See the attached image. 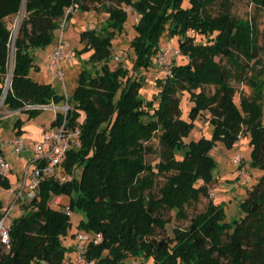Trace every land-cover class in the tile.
<instances>
[{
  "label": "trees",
  "instance_id": "obj_1",
  "mask_svg": "<svg viewBox=\"0 0 264 264\" xmlns=\"http://www.w3.org/2000/svg\"><path fill=\"white\" fill-rule=\"evenodd\" d=\"M111 1L114 5L107 8L99 29L79 32L83 47L78 53H90V67L79 72L69 98L50 83L28 76L36 68L30 50L56 40L68 6L77 4L85 12L89 2L100 7L101 0H0V99L10 80L3 107L21 110L30 119L40 107L66 103V114L57 111L51 128L65 119L68 129H80V146L66 152L54 176L41 180L33 199L16 202L21 212L10 221L9 241L0 242V264L73 263L64 245L71 227L69 213L52 205L65 195L68 209L84 214L71 237L75 239L78 231L88 234L84 256L95 264H124L128 257L151 264H264V174L246 190L237 219L226 222L225 204L211 199L202 212L189 218L185 212L186 206L208 196L216 165L210 151L217 142L232 148L241 135L248 136L250 167L264 172V97L256 91L252 68L258 62L252 23L231 14V0ZM250 1L264 9V0ZM122 5L138 16L129 44L134 72L157 62L163 36L178 41L184 61L170 56L171 75L160 71L164 76L157 78V106L139 95L141 79H133L122 65L109 66L112 38L122 33L127 19ZM213 5L219 6L216 15L209 12ZM16 17L13 33L8 20ZM233 78L246 80L252 90L249 95L240 93L238 103ZM185 92L193 103L192 117L208 112L212 138L184 142L192 126L180 116ZM22 124L20 119L14 123L16 136ZM154 138L163 150L152 166L146 155L152 152L149 142ZM182 147L177 158L174 152ZM160 173L167 176L155 195L152 188ZM61 176L71 181L60 182ZM0 187L10 188L7 176L0 178ZM7 211L0 200V218ZM171 212L187 220V226L174 227L170 236L164 214ZM97 236L101 242L95 244Z\"/></svg>",
  "mask_w": 264,
  "mask_h": 264
},
{
  "label": "rangeland",
  "instance_id": "obj_2",
  "mask_svg": "<svg viewBox=\"0 0 264 264\" xmlns=\"http://www.w3.org/2000/svg\"><path fill=\"white\" fill-rule=\"evenodd\" d=\"M89 10L82 12L78 11L73 14L66 22L65 27L58 32V36L61 33L63 40L69 45L74 53L71 62H61V69L63 73V78L60 81L59 78L52 76L49 71H47V63H44L45 55L42 53L43 50L31 49L30 55L34 59L36 68H31L28 72V76L39 83H50L57 92L66 91L69 98L72 96V92L77 84V77L79 72L83 67H90L86 62L90 55L89 52L78 53L82 49L83 45L79 42V32L81 30L87 29L88 25L94 27L92 29H99L103 25L107 14L105 13L108 7L114 5L111 0H101L100 7L96 2H89ZM97 6V8H95ZM127 14L126 22L123 26L122 33H116L112 38V56L109 61V66L114 68L118 65H122L128 70L130 76L134 79H141L143 85L140 88L139 95L144 99V101H154V105L157 106L158 99V85L157 78L163 77L164 75L158 69V64L156 61L153 62L152 67L149 69H140L137 72L132 70V58L134 57L132 50L129 48L130 40L134 37V22L138 18L134 10L129 7L121 6ZM230 12L237 18L242 20H248L252 23L254 28V37L257 46L258 62L252 66L254 72V78L258 81L256 91L262 93L264 97V9H260L251 3L250 0H231L230 2ZM219 11L218 5H213L209 8V12L212 15H216ZM9 27L12 29L13 33L16 32L18 17L8 20ZM56 36V40L57 37ZM198 39V38H197ZM56 40L49 46L45 48L46 51H50L56 43ZM161 48L160 50L169 49L173 51L178 49V41L176 38L169 39L168 36H163L160 40ZM115 52H122L119 58L114 57ZM172 59V58H171ZM178 61L183 62L184 60L179 58ZM218 60V59H216ZM224 63V61H222ZM38 66V67H37ZM236 77V76H235ZM4 84V88L6 86ZM231 85L236 89L237 94L234 97L236 103L239 101V94L245 93L247 95L251 94L252 90L245 80L243 82H238L237 79L233 78L231 80ZM3 101L0 100V149L4 150L6 160L9 162L12 173L9 174V180L11 181L10 188L5 190L0 187V200L2 201L3 209H10V214L7 217L6 224H9L15 215L20 214V207L18 203L13 204L12 196H9L8 192L13 190L17 184L16 176L22 177L23 166L26 162L27 149L30 148V143L32 140H37L42 134L43 130L50 129V123L54 119L55 112L62 111L55 110L53 107H48L43 109L34 117L27 119V115L22 112H17L11 114L3 107ZM66 105V103H62ZM193 106L192 101L189 99V93L185 92L180 99V109H181V119L188 121L192 124L188 134L183 138L185 143L190 141H196L200 138L210 139L212 138L213 126L208 120V112L202 111L195 117H192L190 112ZM60 108V106L58 107ZM262 108H264V99H262ZM11 114V115H9ZM22 120V129L24 130L23 139L26 144L25 151L19 155H15L10 145H8V140L13 134L14 123L18 120ZM152 147V152L146 155V162L154 166L162 153V146L159 144L158 139L154 138L149 142ZM185 148H177L174 152L177 158L181 157ZM250 151L248 136L241 135L240 139L232 146V148H227L222 144V142H217L215 146L210 151V156L215 161L216 165L213 171V178L215 179L208 186V196L200 197L198 202L191 203L185 207V212L188 218L195 213L202 212L205 209L207 202L211 199L215 204L223 203L224 210L226 214V222H230L232 219H237L242 216L239 204L243 200L246 190L251 188V186L258 180V178L264 174L257 168L250 167ZM240 157L243 165L247 167L250 174V184L247 186L241 185L235 179L236 167L232 163L234 157ZM77 176L80 170H77ZM167 174L160 173L155 178V184L152 188V192L158 195V190L164 183ZM238 182V183H236ZM64 203L55 206L56 209H62V206L69 207V196H62ZM174 212L165 213L164 218L168 219V223L165 228V233L167 235H172L171 231L174 227L185 228L187 226V220L177 219L174 216ZM69 218L71 221V227L68 229L67 237L64 240L65 246H70L71 244V234L76 231V226L79 221L84 218V214L78 208H74L69 211ZM84 232V231H83ZM68 255V252H67ZM124 264H151L150 260L143 259L141 257L133 258L128 257L124 260Z\"/></svg>",
  "mask_w": 264,
  "mask_h": 264
},
{
  "label": "built area",
  "instance_id": "obj_3",
  "mask_svg": "<svg viewBox=\"0 0 264 264\" xmlns=\"http://www.w3.org/2000/svg\"><path fill=\"white\" fill-rule=\"evenodd\" d=\"M79 11L77 4H71L64 10V16L61 20V30L66 25V19L68 16ZM94 27H90L92 29ZM122 52H115L113 55L117 59ZM181 55L179 49L170 51L169 49L160 50L156 56L157 64L160 67V71L170 76V56L179 57ZM73 52L68 48V44L63 40L62 34L60 35L55 49L49 55L47 62V71L52 74L55 78H59L60 81L63 78L61 69V62H71L73 59ZM3 101V99H0ZM45 107V106H43ZM41 108V107H40ZM68 110L67 104L62 108L64 114ZM80 134L79 126H75L74 129L70 130L66 127L65 119L58 127L52 128L50 131L43 133L41 139L34 141L32 144V151L36 158L26 167L24 173V181L19 187L10 190L9 192L14 195V204L20 200H31L39 191V185L42 179L45 177L54 176L56 170L60 166L66 152L71 147H79L80 142L78 140ZM24 139L21 136H15L8 145L11 146L13 153L19 155L24 149ZM232 163L236 167V176L238 182L247 186L250 184V174L247 167L243 165L240 157L236 156L232 159ZM9 172V164L6 159L0 155V178H5ZM71 181L70 176H61L60 182ZM53 206L60 205L59 198L56 197L52 201ZM10 210V209H9ZM0 218V242L7 243L9 241L7 217L8 213ZM65 212L69 213L68 207ZM90 241L87 233L78 231L75 236L74 251L75 258L72 264H95L94 261H88L84 252L86 250V244ZM101 237L97 236L94 239V243H100Z\"/></svg>",
  "mask_w": 264,
  "mask_h": 264
},
{
  "label": "crops",
  "instance_id": "obj_4",
  "mask_svg": "<svg viewBox=\"0 0 264 264\" xmlns=\"http://www.w3.org/2000/svg\"><path fill=\"white\" fill-rule=\"evenodd\" d=\"M87 29H90V26L88 25V27H87ZM57 42H58V39L56 40V43H55V45L53 46V48L50 50V51H44L45 50V48H43V49H40V50H43L42 51V53L45 55V58H44V63L46 64L47 62H48V58H49V55L51 54V52L55 49V47H56V45H57ZM68 47H69V45H68ZM70 48V47H69ZM34 60V59H33ZM38 67V66H37ZM59 94H67L66 93V91L64 90V93L63 92H58ZM60 106V108H58ZM48 107H53V109H55V110H60L62 107H64V105H62V104H58V105H53V104H50V105H48V106H45V107H41V108H38V109H40V111L41 110H43V109H46V108H48ZM30 107H28V108H26V109H29ZM17 112H22L21 110H18V111H11V114H15V113H17ZM23 113V112H22ZM11 114H9V115H11ZM55 114H56V112H55ZM4 117V116H3ZM3 117H1V118H3ZM0 118V119H1ZM1 121V120H0ZM52 128H51V126H50V129L49 130H43V132H42V134L39 136V138L37 139V140H39V139H41V137H42V135H43V133H45V132H48V131H50ZM13 132V134H12V136L9 138V140H8V142L9 141H11V139H13L16 135H15V130H13L12 131ZM23 134H24V130L22 129V127H21V134H20V136L23 138ZM37 140H32L31 141V143H30V148H28L27 149V155H26V162H25V164H24V166H23V173H22V177L20 178V177H18V176H16V181H17V184H16V186L14 187V189L15 188H17V187H19L20 185H22V183H23V181H24V173H25V170H26V167L27 166H29L30 164H31V162L36 158V156H35V154L33 153V151H32V144H33V142L34 141H37ZM25 142V141H24ZM25 148H26V144H24V149H23V151L22 152H24L25 151ZM0 151H1V155L6 159V157H5V154H4V150H2V149H0ZM21 152V153H22ZM20 153V154H21ZM7 161V160H6ZM8 162V161H7ZM8 164H9V162H8ZM12 173V168H11V166H10V164H9V172H8V174H7V180L9 181V183L11 184V181L9 180V174H11ZM236 183H238V182H236ZM242 185V184H241ZM8 194H9V196H12V198H13V204H14V195L13 194H11L10 192H8ZM62 197V196H61ZM61 197H58L59 198V201H60V204H62V203H64V205H66L65 204V202L63 201V198L61 199ZM66 208V206H62V209H60V210H63V211H65L64 209ZM8 210V209H7ZM10 214V210H9V213H8V215ZM18 215H15L14 216V218H16ZM10 222V221H9ZM74 243H75V239L74 238H71V244H70V246L68 247L69 248V252H68V258L71 260V261H74V258H75V251H74Z\"/></svg>",
  "mask_w": 264,
  "mask_h": 264
},
{
  "label": "water",
  "instance_id": "obj_5",
  "mask_svg": "<svg viewBox=\"0 0 264 264\" xmlns=\"http://www.w3.org/2000/svg\"><path fill=\"white\" fill-rule=\"evenodd\" d=\"M21 13H22V10H21V12H20V14H19V18H20V16H21ZM17 24H18V22H17ZM14 33H15V32H14ZM10 69H11V68H10ZM9 75H10V72H9ZM9 83H10V80H9V78H8V79H7V82H6V86H5L4 91H3L2 99H3L4 96H5V93H6V90H7L8 86H9Z\"/></svg>",
  "mask_w": 264,
  "mask_h": 264
},
{
  "label": "bare ground",
  "instance_id": "obj_6",
  "mask_svg": "<svg viewBox=\"0 0 264 264\" xmlns=\"http://www.w3.org/2000/svg\"><path fill=\"white\" fill-rule=\"evenodd\" d=\"M19 20V19H18Z\"/></svg>",
  "mask_w": 264,
  "mask_h": 264
}]
</instances>
